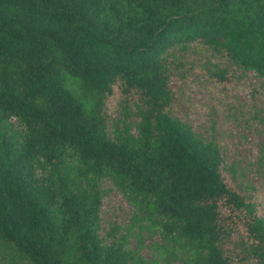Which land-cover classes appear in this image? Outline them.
<instances>
[{
  "label": "trees",
  "instance_id": "trees-1",
  "mask_svg": "<svg viewBox=\"0 0 264 264\" xmlns=\"http://www.w3.org/2000/svg\"><path fill=\"white\" fill-rule=\"evenodd\" d=\"M189 48L264 78V0H0L8 264H158L99 236L103 177L192 264H264L257 191L229 184L219 145L172 114L173 64ZM115 97L132 102L135 133L113 122Z\"/></svg>",
  "mask_w": 264,
  "mask_h": 264
},
{
  "label": "rangeland",
  "instance_id": "rangeland-1",
  "mask_svg": "<svg viewBox=\"0 0 264 264\" xmlns=\"http://www.w3.org/2000/svg\"><path fill=\"white\" fill-rule=\"evenodd\" d=\"M180 61L173 64L170 76L177 89L173 116L198 137L219 145L225 180L255 189L257 207L264 211V78L216 55L202 56L195 48L187 49ZM217 68L225 69L222 77ZM110 112L119 129L135 133L138 117L130 100L111 99ZM11 123L18 127L14 119ZM100 187L103 242L122 239L136 257L158 264H192L182 239L165 237L148 206L126 196L111 177H103ZM226 246L237 248V236ZM10 256L0 244V264H8Z\"/></svg>",
  "mask_w": 264,
  "mask_h": 264
}]
</instances>
